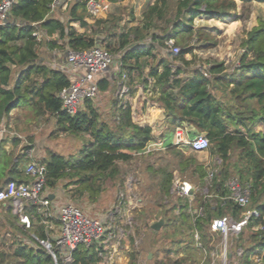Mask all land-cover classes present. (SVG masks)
Here are the masks:
<instances>
[{
	"label": "trees",
	"instance_id": "1",
	"mask_svg": "<svg viewBox=\"0 0 264 264\" xmlns=\"http://www.w3.org/2000/svg\"><path fill=\"white\" fill-rule=\"evenodd\" d=\"M56 1L16 0L6 22L0 25V119L23 101L35 117L54 116L56 132L90 135V141L76 159L54 152L42 159L40 163L46 169L45 188L52 191L59 181L67 179L77 186L80 194L86 192L91 199L95 198L101 191L98 182L120 179L123 184L119 162L128 163L133 156L143 155L148 145L164 142L179 171L196 177L199 190L192 201L185 197L172 200L171 170L168 167L150 168V183L143 192L152 197H147L149 206L146 209L136 211L133 223L136 228H141L134 222L140 221L149 231L146 234L152 236L151 240L166 231L163 235L170 246L163 249L166 252L164 260L157 259L155 264H210V252L216 247L211 237L217 233L210 230L212 219L225 215L240 219L242 208L230 199H222L229 193L226 183L232 169L241 180L247 181L250 207L259 212L258 217L250 218L232 238V244L236 240V246L242 249L238 264H252L254 253L259 255L260 264H264V21L247 33L242 43L244 52L236 67L228 70L223 63H216L204 73L202 69L190 66L185 59V54L191 52L186 40L195 31L193 20L201 15L216 19L229 17L237 8L236 0H155L145 10L142 24L134 25L126 32L111 31L107 21L100 18H95L92 24L85 21L88 16L85 0L69 2L62 15L52 12ZM171 1L175 3V17L167 19ZM154 19L166 21L163 35L150 33ZM71 22H78L84 31H77ZM36 31L41 37L34 35ZM148 37L150 43H145ZM170 40L177 46L183 44L182 48L177 53L169 52L167 57L154 64L150 63L156 58L155 44L165 46ZM93 46H102L114 61L120 63V72L127 73L128 85L135 78L143 84L148 78L153 79V85L157 87L156 100L164 108L166 124L158 137L149 125L141 126L133 121L130 105L118 96L114 101L113 127L105 121L99 123V115L91 105L92 99L83 102L85 111L79 109L70 115L62 109L57 93L70 84V79L61 69L38 64L44 63L39 52L46 48L64 50L66 54L69 50ZM175 61L182 62L183 66L172 69L171 64ZM13 68H18L16 80L13 87L7 89ZM35 75L42 77L40 83L33 80ZM115 84L118 86V82L114 81ZM109 85V80L100 79L99 91L107 90ZM129 92H133L131 87ZM257 126L261 129L256 130ZM182 127L188 128L191 136L203 134L208 138L210 151L217 157V171L210 182L206 180V167L197 163L194 157H184L182 150L173 145L174 133ZM5 141H0V176L6 175L10 181L15 180L20 172L13 154L4 148ZM29 148H22L18 156L21 161H28ZM233 150L239 151L237 158L242 162L239 168L230 165ZM205 188L210 197L202 192ZM6 203L0 202V238L10 235V242L1 239L0 245L7 244L11 252L0 251V264L6 261L7 264H54L46 248L32 236L46 238L42 217L36 214L34 205L28 204L25 208L30 215V227L26 229L20 227L11 202ZM198 208L202 209L200 214L194 211ZM159 218L164 220L162 228L152 229V223ZM257 226L262 229L255 230ZM126 228L129 230V226ZM17 231L26 234L33 245L18 238ZM194 232L199 235L200 246L196 245ZM96 247L95 243L78 245L72 254L74 264H98L101 258ZM121 248L127 254L126 264H138V251L130 231L122 240ZM180 252L182 257H176Z\"/></svg>",
	"mask_w": 264,
	"mask_h": 264
},
{
	"label": "rangeland",
	"instance_id": "2",
	"mask_svg": "<svg viewBox=\"0 0 264 264\" xmlns=\"http://www.w3.org/2000/svg\"><path fill=\"white\" fill-rule=\"evenodd\" d=\"M154 1L155 0H124L123 2L110 5L109 10L98 18L106 20L107 26L110 27L111 31L126 32L130 27L142 24L145 10L149 5L153 4ZM236 3V10L231 16L224 19L208 18L207 16L201 15L193 20L192 25L195 31L193 35L186 40V44L191 48V52L185 54V59L191 63L190 66L198 67L206 73L210 65L216 63H223L227 66L228 70H232L238 65L240 57L244 52L242 43L246 38L247 33L254 26L258 25L260 21H264V2L236 0ZM174 17L175 3L174 1H171V6L167 12L166 18L173 19ZM94 21L95 19L91 21V24ZM153 23V26L149 28L150 33H155L159 36L163 35L164 29L167 27L166 21L154 19ZM197 30L199 31L198 34L196 33ZM39 37H41V34H39ZM99 38L101 39L102 37L100 36ZM145 43H150L149 37L145 39ZM171 43L172 46L170 47ZM182 45L183 44H179V46H177L174 44L173 40L167 41L165 46L155 44L154 53L156 58L154 61H150V63L154 64L158 59L167 57L169 52H173L174 47H178L180 50ZM39 55L41 60L46 64L56 63L55 59H52V55H54L55 58L66 56L64 50H48L46 48H42ZM173 63L182 64L180 61H175ZM147 71L148 69L146 68L145 73H147ZM135 83H139L142 93L136 95L137 87H134ZM128 87H131L133 92L128 91V95L126 97L124 96L125 98H121V101L127 102L130 105L132 116L134 117L133 120L142 122L140 117L145 114V111L148 108L146 105V97L150 104L155 102V105H158L157 103L160 102L156 100L157 93H155V89H152L149 85L148 81L146 84H143L137 78H135L132 83L130 82ZM117 89L118 86H116V84H111L107 90L99 91L98 95L91 101L92 107L99 115V123L105 121L110 127L114 126V101L117 97ZM131 97H134V99L131 100ZM79 109L82 111L87 110L83 103L80 105ZM19 111L16 120L14 119L15 122H17L16 125L14 124V121L10 124L11 121L9 122L8 119H5L6 126H8V124L12 125V129L14 127L15 131L20 136L17 138L16 150H14V153L17 155L22 153V148L29 146L30 148L27 152L30 154V157L28 159L34 160L37 163H40L42 159L47 158L48 154L51 152L58 153L66 158L71 157L76 159L81 149L90 141V135L87 133L77 135L56 132V120L54 116L45 114L44 116L35 117L32 112L29 113L27 110L21 109ZM149 126L152 128L155 137H158L160 132L164 131L166 124L164 123L163 118L158 116L155 120L150 122ZM6 129L8 128L6 127ZM260 129L261 126L256 127V130ZM164 145L166 144L164 143ZM148 149L150 151H147ZM177 149L182 150L184 157H194L195 161L204 165L207 171L214 168L216 169L215 162L217 161V157L211 153L209 147L200 152H191L179 147H177ZM238 152V150H233L230 157V165L234 164L235 168H239L242 165V162L240 163L237 158ZM175 162V158L173 157V154L167 150V146L159 151H155L152 144H150L145 150H143V155L133 156L128 163L119 162V168L122 171L121 179H123V184L120 182V179H105L102 182H98L101 191L95 196V198L91 199L86 192L80 194L78 190H76L78 189L77 186L67 179L59 181L57 187L52 191L48 189V192L55 195V206L72 204L81 209V211L89 217H96L112 209L117 204L121 194H123L125 199L134 202V204H138V208L130 209L129 213H127L129 214L133 225L129 227V230L134 236V245L138 251V264H155L157 259L164 260L166 252L163 249L170 246L169 240L164 238L165 235H163L166 231H163V234H159L154 239L155 241L151 240L152 236L146 234L149 233V231L142 226L140 221L134 222L141 228H136L134 226L133 216L136 215L138 209H146L149 206L147 200L149 197H152V195H147V193L143 192V189H145L150 183L149 178L151 167H168L173 174V179L174 177H177L187 185L198 187L196 185V177H191L190 173L180 172ZM233 177H237L242 185L248 184L247 181L241 180L238 177L234 169H232L231 177L229 179ZM175 199L176 196L173 195L172 200ZM254 229L262 228L257 226L254 227ZM17 233L18 238L25 239L26 242H29L26 234L19 231H17ZM28 233H30V231ZM216 235L220 236L219 233H216ZM216 235L213 234L211 237L212 242L216 247L214 249L215 251H212L214 252L215 257L214 259H211L210 264L221 263V237ZM9 237L10 235L3 236L0 238V241L1 239H4L6 243L10 242ZM232 238L229 239V245L227 246V259L230 261V264L239 263L238 257L242 255L241 247L236 246V240H233L232 244ZM248 243L249 240L246 241V245ZM29 244L33 245L31 243ZM8 247L7 244L4 247L0 245V251L3 250L7 253L11 252L9 249L11 247ZM127 248H129V246ZM182 252L175 256L182 257ZM149 253H151L150 258ZM217 254L218 256H216ZM121 257H127L125 250L121 254ZM251 258L253 262L252 264H260L259 255L257 253L252 254ZM5 264H7V261ZM116 264H121V261L116 260ZM122 264H126V262L123 260Z\"/></svg>",
	"mask_w": 264,
	"mask_h": 264
},
{
	"label": "built area",
	"instance_id": "3",
	"mask_svg": "<svg viewBox=\"0 0 264 264\" xmlns=\"http://www.w3.org/2000/svg\"><path fill=\"white\" fill-rule=\"evenodd\" d=\"M15 1L0 0V25L6 22ZM85 2L87 14L92 19L104 15L111 4L107 0H85ZM34 35L39 38V32H34ZM178 51L179 48L174 47L173 52L177 53ZM66 61L68 69L65 73L70 79V84L59 90L57 96L61 100L62 109L70 115L75 114L86 99H94L98 95L99 75L109 71L112 65H115V68L111 76L117 77L119 80V96L123 97L129 91L126 82L127 73L120 72V63L115 64L113 56L101 46L78 51L69 50L66 53ZM172 143L179 148H187L191 152L204 151L209 147V140L205 135L191 136L188 132L180 129L175 131ZM152 146L154 149H163L167 145L157 142L152 143ZM26 157L27 159L30 157L28 152ZM45 171L44 164L28 159L24 166V172L30 177L29 181L10 180L6 182L0 187V202H11L13 212L18 214L19 223L26 229L30 227V215L25 212V208L28 204L34 205L36 214L42 217L46 238L38 239L34 235L32 236L46 248L54 264H63L66 260H70L74 264L72 254L76 247L78 245L89 246L93 243L96 244L98 256L101 258L98 264H116V254L121 248V242L130 231L126 226L131 227L132 225L131 218L127 213L130 209L138 208V204L125 199L121 194L112 209L96 217L85 215L81 209L72 204L55 206L51 194L45 188ZM216 171L215 168L208 171L206 180L211 181ZM226 186L229 193L222 199H230L242 209L238 220L226 215L215 217L211 221L210 230L219 233L221 237L220 264H230L227 259L229 239L237 236L250 218L259 216L258 210L250 207L248 185H242L237 177H233L227 181ZM198 190V187L187 185L180 178L174 177L173 179L171 192L176 197H185L188 201H192ZM202 192L206 197H210L206 188ZM201 210L198 208L194 211L200 214ZM194 238L196 245L200 246L197 232H194ZM212 251L210 255L214 259L215 254Z\"/></svg>",
	"mask_w": 264,
	"mask_h": 264
},
{
	"label": "crops",
	"instance_id": "4",
	"mask_svg": "<svg viewBox=\"0 0 264 264\" xmlns=\"http://www.w3.org/2000/svg\"><path fill=\"white\" fill-rule=\"evenodd\" d=\"M72 1H76V0H57L56 2H55V4H56V7H54L53 6V10H52V12H55L56 11V13H58L59 15H62V12L63 11H65V9H66V7H67V5H68V3L69 2H72ZM124 0H121V1H117V2H112L110 5H114V4H116V3H120V2H123ZM85 21H87L88 23H91V21H93V19L92 18H90L89 16H86L85 17ZM71 25L72 26H74V28L77 30V31H79V32H82V31H84V28L83 27H81L80 26V24L78 23V22H71ZM41 58V57H40ZM52 59L54 60L55 59V61H56V63H38V64H44V65H46L47 67H50V68H57V69H61V70H63L64 72L65 71H67V69H68V64H67V61H66V56H63L62 58L61 57H54V55H52ZM115 64L117 63L116 61L114 62ZM172 65V69H175V68H177V67H182L183 65L182 64H179V63H172L171 64ZM114 68H115V65H112V67L110 68V70L109 71H106V72H104V73H102V74H100L99 75V77H100V79H106V80H109V83L110 84H113L114 83V81L115 82H118L119 83V80H118V78L117 77H113V76H111V75H113V71H114ZM161 69H162V67L160 66L159 67V71H161ZM17 71H18V68H13L12 69V78H11V82L9 83V85L8 86H6V88L7 89H10V88H12L13 87V85H14V82H15V80H16V76H17ZM32 78H33V80L34 81H37L38 83H40L41 81H42V77L40 76V75H35V76H32ZM148 83H149V85L152 87V89L154 88L155 89V93H157V87L155 88V86L153 85V79H151V78H148ZM146 86V85H145ZM134 87H137V90H136V95L137 94H140V93H142L141 92V88H140V85H139V83H135V85H134ZM119 89H117V96H118V98H123L124 96L126 97L127 95H128V93L127 94H125L123 97H120L119 96ZM124 97V98H125ZM131 100H133L134 99V97H131L130 98ZM146 100H147V110L145 111V114L142 116V117H140V120H142V122L141 121H134L135 123L137 122L139 125H141V126H144V125H150V122L152 121V120H155L156 119V117H158V116H160L161 118H163V111H164V108H163V106L161 105V103H157L158 105H155L156 103L155 102H152L151 104L149 103V101H148V99H147V97H146ZM153 105H155V106H153ZM21 109H23V110H27V112H31L30 111V108H29V106L27 105V104H25L23 101L21 102V104L20 105H18L17 107H15V108H13L10 112H9V114L8 115H6V116H3L1 119H0V141L1 140H3V139H5L6 141H5V143H4V148L6 149V151L8 152V153H12L13 154V160L15 161V162H18V165H17V169L19 170V174H17L16 175V177H15V180H17V181H24V182H26V181H29V179H30V177L24 172V166H25V164L27 163V161H25V160H23V161H21L19 158H18V156L19 155H17L16 153H14V150H16L15 149V147H16V143H17V141H18V137H20L19 135H18V133L15 131V129H14V127H13V129H12V125H10V124H12V122L14 121V124L16 125V123L17 122H15V120H16V116H17V114L19 115V110H21ZM26 112V111H25ZM5 119H8L9 120V122H10V124H8V126H6V124H5ZM15 119V120H14ZM132 119H134V117L132 116ZM144 122V123H143ZM6 127L9 129H6ZM11 128V129H10ZM19 128V127H18ZM20 129V128H19ZM178 129H180V130H182V131H186V132H188L189 133V129L188 128H186V127H182V128H178ZM21 130V129H20ZM4 136H6V137H4ZM17 139V140H16ZM160 142V141H159ZM164 143V142H163ZM162 148H159V149H154L155 151H159V150H161ZM182 149H185V148H182ZM188 150V149H187ZM189 151V150H188ZM20 160V161H19ZM7 173V172H6ZM8 181V177L5 175H3V176H0V187H2L6 182ZM51 194V193H50ZM51 198H52V200H53V204H55V200H56V197H55V195L54 194H51ZM7 203L5 202V205H6ZM0 217H2V214H1V212H0ZM19 224V223H18ZM20 225V227H23V225L22 224H19ZM24 228V227H23ZM25 240V239H24ZM27 243H31L30 241L29 242H27ZM123 251L124 250H122V248H120V250H119V252L116 254V258H117V260L118 261H121V264L123 263V260L127 263V260H128V258L126 257V258H122L121 257V254L123 253Z\"/></svg>",
	"mask_w": 264,
	"mask_h": 264
},
{
	"label": "water",
	"instance_id": "5",
	"mask_svg": "<svg viewBox=\"0 0 264 264\" xmlns=\"http://www.w3.org/2000/svg\"><path fill=\"white\" fill-rule=\"evenodd\" d=\"M164 223V220L160 218L159 220L152 223L151 228L154 230H159ZM151 257V253H149V258ZM63 264H72L70 260H66Z\"/></svg>",
	"mask_w": 264,
	"mask_h": 264
}]
</instances>
